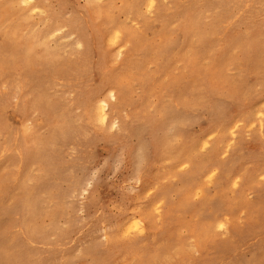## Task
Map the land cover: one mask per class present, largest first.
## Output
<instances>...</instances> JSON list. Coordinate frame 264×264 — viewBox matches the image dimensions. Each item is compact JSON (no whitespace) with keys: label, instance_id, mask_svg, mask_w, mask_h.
Here are the masks:
<instances>
[{"label":"rangeland","instance_id":"374dc122","mask_svg":"<svg viewBox=\"0 0 264 264\" xmlns=\"http://www.w3.org/2000/svg\"><path fill=\"white\" fill-rule=\"evenodd\" d=\"M146 1L33 0L40 11L29 12L22 1L0 0L2 264H250L264 255V118L248 100L264 91V0H155L151 11ZM93 15L122 32L117 44L100 33L106 62L91 38ZM188 17L196 32L184 46ZM49 29L43 48L37 37ZM68 33L83 36L84 48H73ZM103 73L105 90L117 92L115 133L90 112ZM225 99L229 107L213 103ZM193 135L197 151L178 162L172 155ZM134 157H144L139 172ZM133 216L145 232L115 235Z\"/></svg>","mask_w":264,"mask_h":264},{"label":"bare ground","instance_id":"6f19581e","mask_svg":"<svg viewBox=\"0 0 264 264\" xmlns=\"http://www.w3.org/2000/svg\"><path fill=\"white\" fill-rule=\"evenodd\" d=\"M19 1H22V0H19ZM87 2H88V4L89 5H92V4H94L95 2L97 3V2H99V1H104V0H86ZM237 1H239V0H237ZM153 2H154V4L156 5V1L155 0H148V1H146V3H147V6H148V8H149V6L150 5H152L153 4ZM240 4V3H239ZM243 4V3H242ZM234 6V5H233ZM228 7V6H227ZM231 7V6H230ZM154 8V7H153ZM152 8V9H153ZM229 8V7H228ZM227 8V9H228ZM232 8V7H231ZM230 8V9H231ZM245 8V7H244ZM233 9V8H232ZM234 9H236L237 10V8H234ZM241 9H242V7H241ZM240 11V10H239ZM242 11V10H241ZM79 12V11H78ZM235 12V11H234ZM242 13V12H241ZM86 15V14H85ZM88 15V14H87ZM86 15V16H87ZM79 16L78 17H76V20H75V22L76 21H79ZM83 18V17H82ZM81 21V20H80ZM79 24V23H78ZM75 25V24H74ZM91 27H92V40L94 41H92L93 42V45H94V47L96 46L97 47V49H99V51L100 52H102L103 53V61L104 62H106V60L108 59V54L110 55L111 53H108V52H106L105 53V51L102 49V44H101V39H100V33L102 32V31H105V30H107V32H109V34H108V39H109V41L110 42H113V40L115 39V32L113 31L114 29L116 30V31H119L120 32V37H119V39H117L116 40V42L115 43H113V44H117V43H119V41H120V39H121V34H122V32H121V29H119L118 27H113V26H111V27H109V26H107V25H105V23L99 18V16L98 15H93L92 16V18H91V24H89ZM82 26V25H81ZM84 27V26H83ZM113 27V28H112ZM79 28V27H78ZM81 28V27H80ZM89 28V27H88ZM83 29V28H82ZM85 29V28H84ZM75 31V30H74ZM85 30H83V31H80L79 30V32H80V34H81V32H84ZM87 31V30H86ZM78 32V33H79ZM91 32V31H90ZM195 32H196V29H194L193 28V22H192V20H191V18H187V20L185 21V23H184V25H183V27H182V30H181V39L183 40V45L185 46V45H187L188 43H190V41H191V38L193 37V35H195ZM54 34V32H51V29H49V30H47L46 32H45V34L44 35H40V36H38L37 38V41L39 42V44L41 45V46H43V48H45V44H46V39H47V37L48 36H50V35H53ZM79 41H80V43L82 44V42L83 43H86V40L84 39V37L83 36H81V40L80 39H78ZM90 46V45H89ZM90 47H92V46H90ZM89 47V48H90ZM166 50V47H165V45H163V49H162V52H164ZM183 51V53H181L179 56V58L184 62V63H186V64H190V58L188 57V55L189 54H187V52L185 51V50H182ZM87 52V51H86ZM89 53H91V52H89ZM84 55H85V53H84ZM157 55H159V54H157ZM45 57H46V59H48V60H53L54 59V56L52 55V53H50V54H48L47 52H46V55H45ZM90 57V56H89ZM101 57V56H100ZM99 57V58H100ZM179 59V60H180ZM90 60H92V59H90ZM89 61V60H88ZM87 61V62H88ZM109 65V64H108ZM199 63L198 62H195V61H193V63L190 65V69H191V71H193V72H195L196 70H197V68L199 67ZM168 67V69H169V67H170V64L169 65H167ZM85 67H86V65L84 66V65H81L80 66V68L81 69H85ZM79 68V69H80ZM92 67H90V69L89 70H91L92 71ZM89 70H86V71H89ZM99 71V70H98ZM97 71V72H98ZM102 71V70H101ZM103 72V71H102ZM100 73V72H99ZM76 74V73H75ZM102 76H103V78L104 79H102L101 80V83L97 86V87H95L94 88V90H93V97H92V100H93V107H91L90 108V112H91V114H92V116L94 117V120L96 121V122H98V123H100V124H102L103 126H108V123H110V113H111V104H112V100H111V98L107 95V90L109 89V88H107L106 90H105V82H106V80L109 78V76H108V73H103L102 74ZM108 76V77H107ZM78 76H76V78H77ZM92 79V78H91ZM89 81V80H88ZM91 81V80H90ZM110 84V83H109ZM86 86V85H85ZM103 90H105L106 92H105V97H103V98H101V96H100V94H101V92L103 91ZM111 90L112 91H115V89L112 87V85H111ZM116 92V91H115ZM116 96H117V92H116ZM234 99H235V97H234V95L232 96ZM104 102H107V104H108V108L107 109H103V108H101L100 107V104L101 103H104ZM26 104H29L30 105V103H26ZM11 106V105H10ZM16 108V107H15ZM194 110H199V109H201L200 107H199V105H197V106H195L194 108H193ZM1 112H3V109H2V111ZM7 114V113H6ZM13 115V114H12ZM258 115H259V117L258 118H261L262 119V117H261V115H260V111L258 112ZM3 117V116H2ZM175 117H174V115H172L171 113H168V116H167V119H169V120H173ZM116 121V120H115ZM103 122V123H102ZM262 122V121H261ZM4 125H6V124H4ZM260 127L262 128V124L260 125ZM13 128V127H12ZM9 129V128H8ZM24 131V130H23ZM54 131V133L50 136V141L51 142H58V140H59V138H58V136L56 135V133H55V131H56V129H54L53 130ZM25 132V131H24ZM15 133V132H14ZM1 134V133H0ZM26 134V133H25ZM1 135H3V134H1ZM14 137V136H13ZM3 138H5V137H3ZM11 138V137H10ZM27 138V137H26ZM14 139V138H13ZM31 140L32 141H34V137L33 136H31ZM12 141V140H11ZM15 141H17L16 139H15ZM3 142V141H2ZM161 142V141H160ZM166 142V139L165 138H162V142H161V144L165 147V144L164 143ZM13 143V142H12ZM15 143V142H14ZM27 143H28V140H27ZM158 143H159V141H158ZM1 144V143H0ZM144 144V143H143ZM12 145V144H11ZM205 146H206V144H204ZM203 145V146H204ZM226 145V144H225ZM7 146H8V144H7ZM2 147V146H1ZM16 147V146H15ZM19 147V146H18ZM198 147H199V139H197L194 135L193 136H191V143H190V145H188L183 151H182V153H180V155L181 156H173L172 155V157L173 158H177V160H178V162H189V159L190 158H192V156L194 155V153L197 151V149H198ZM2 151V150H1ZM0 151V152H1ZM137 151V150H136ZM4 152H6V151H4ZM12 153V152H11ZM3 155V154H2ZM5 155V154H4ZM16 155V154H15ZM22 155V154H21ZM7 156V155H6ZM5 156V157H6ZM2 157H4V156H2ZM1 157V158H2ZM8 158V157H7ZM15 158V157H14ZM32 158V153H31V149L30 148H28L27 147V154H26V160L27 161H29V159H31ZM142 159L144 158V157H141ZM3 160V159H2ZM9 160V159H8ZM144 164V163H143ZM54 171V167L52 166V165H50V166H48L47 167V169H46V172L47 173H49V176L51 175V173ZM237 184V183H236ZM32 193H28V197H27V202L25 203V206H24V211H25V213L23 212V219H22V226H23V228L25 229V231L29 234L30 232H31V229H32V223H33V219H34V211H33V209H34V206H33V201H32V195H31ZM60 211L61 212H63L61 209H60ZM61 212H57V214H60ZM57 214H55V216L57 215ZM134 218V219H133ZM139 218H140V216H139ZM136 220H138V217L137 216H133V217H131V218H129V220H128V224L124 227V231H127V226H129V225H134L135 224V221ZM127 222V221H126ZM142 220L140 221V224H141V226H142V228H141V232H140V234H142V233H144L145 232V227H144V225H142ZM222 222V221H221ZM219 224H221L219 221H218V225ZM226 224V223H225ZM215 226V225H214ZM119 230H120V227H119ZM118 230V231H119ZM134 234H135V232H133ZM133 233H132V235H133ZM131 236H129V237H127V238H130ZM110 241H111V239H110ZM111 244H112V241L110 242ZM114 243V242H113ZM95 247H97L96 245H95ZM94 247V248H95ZM93 248V247H92ZM95 250V249H94ZM67 259V258H66ZM0 264H2V258L0 257ZM71 264V263H70Z\"/></svg>","mask_w":264,"mask_h":264},{"label":"snow or ice","instance_id":"6c2138e0","mask_svg":"<svg viewBox=\"0 0 264 264\" xmlns=\"http://www.w3.org/2000/svg\"><path fill=\"white\" fill-rule=\"evenodd\" d=\"M20 6L22 8L28 9L29 12H32L33 10H35L36 12L40 11L39 6L35 5L33 3V0H22ZM153 7H155L154 2L152 5L149 6V11H151ZM113 31L115 32V39L113 40V43H115L116 40L119 39V37H120V32L116 31L115 29ZM61 39L63 40V39H65V37H61ZM67 39L73 40V45H72L73 48H80V49L84 48V45L81 44L79 41H77L75 36L72 35V33H68ZM107 95L111 98L112 102L115 104V102L117 101V96H116V92L111 90V87L107 90ZM226 99L222 100V101H214L213 103L218 107H225L226 108V107H229V105L226 102ZM248 100L250 102H252L253 108L258 107L260 109V115L262 118H264V91H261L259 93V100H256V93H253L248 98ZM100 107L103 109H107L108 108L107 102L101 103ZM255 126L256 125L253 124V127H255ZM119 127H120L119 121H114V122L108 123V126L105 129V132H108L110 130L112 133H115V132H117V129ZM25 131L26 132L31 131L30 125L28 127H26ZM39 132H40V130H37V134ZM38 143L41 146H43L45 141H39ZM132 165H133V169L136 170L137 172H139V170L143 167L142 158L138 162L136 160V158L134 157L133 161H132ZM98 172H99L98 166H94V170H92V169L89 170V176L91 177V179L86 178L85 190L83 192V195H85V196L88 195L87 189L92 188V182L91 181L95 179L96 173H98ZM109 175H111V173H109ZM148 194L151 195V193H148ZM141 228H142V226L140 224V221L136 220L134 225L127 226V231H124L122 229L121 233H116L115 235L120 236L121 238H127V237L131 236L133 232H135L136 234H139L141 232ZM219 230H220V232H224L226 230V225L224 223L219 224ZM105 239H107V237H105ZM193 251H194L195 255H199L198 251H196L195 249ZM144 264H152V262L151 261H145ZM250 264H264V255H262L259 260L251 261Z\"/></svg>","mask_w":264,"mask_h":264}]
</instances>
